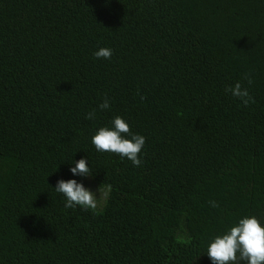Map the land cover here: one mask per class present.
Listing matches in <instances>:
<instances>
[{"label": "trees", "instance_id": "obj_1", "mask_svg": "<svg viewBox=\"0 0 264 264\" xmlns=\"http://www.w3.org/2000/svg\"><path fill=\"white\" fill-rule=\"evenodd\" d=\"M116 116L139 167L91 143ZM61 179L111 192L65 208ZM245 216L264 226V0H0V264H212Z\"/></svg>", "mask_w": 264, "mask_h": 264}, {"label": "clouds", "instance_id": "obj_2", "mask_svg": "<svg viewBox=\"0 0 264 264\" xmlns=\"http://www.w3.org/2000/svg\"><path fill=\"white\" fill-rule=\"evenodd\" d=\"M112 50L109 48H99L94 56L97 59H110ZM248 84L253 81L250 75L244 77ZM233 97L241 101L247 107L255 103L247 87L240 82L234 86L226 88ZM145 99L141 96V100ZM100 110L109 108V101L105 98L99 105ZM96 110L88 113L87 119L95 118ZM145 137L133 134L128 123L120 116L114 117L111 126L100 127L91 138V143L98 152H107L127 158L134 166L139 167L142 161L139 159L145 145ZM75 166L70 168L73 176L90 178L91 169L88 160L81 158L79 161H72ZM57 193L66 198L65 208H75L80 206L84 209L96 210L99 200L106 199L111 192L110 184H101L97 189V194L84 187L76 180H58L54 188ZM212 207H218L216 202H210ZM208 258L212 264H264V226L255 216H245L239 219L238 223L231 226L224 234L216 235L207 247Z\"/></svg>", "mask_w": 264, "mask_h": 264}, {"label": "rangeland", "instance_id": "obj_3", "mask_svg": "<svg viewBox=\"0 0 264 264\" xmlns=\"http://www.w3.org/2000/svg\"><path fill=\"white\" fill-rule=\"evenodd\" d=\"M92 192L96 193V191H94L92 188H89ZM97 194V198H99V193H96Z\"/></svg>", "mask_w": 264, "mask_h": 264}]
</instances>
